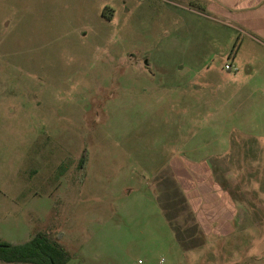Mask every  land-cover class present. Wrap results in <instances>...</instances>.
Here are the masks:
<instances>
[{
  "label": "rangeland",
  "instance_id": "374dc122",
  "mask_svg": "<svg viewBox=\"0 0 264 264\" xmlns=\"http://www.w3.org/2000/svg\"><path fill=\"white\" fill-rule=\"evenodd\" d=\"M145 4L0 0V241L60 236L67 264H264V72L167 44V4ZM207 169L233 233L188 213L180 184Z\"/></svg>",
  "mask_w": 264,
  "mask_h": 264
},
{
  "label": "crops",
  "instance_id": "0c3cea01",
  "mask_svg": "<svg viewBox=\"0 0 264 264\" xmlns=\"http://www.w3.org/2000/svg\"><path fill=\"white\" fill-rule=\"evenodd\" d=\"M138 1L147 6V0ZM148 1L167 4L164 19L171 28L164 41L167 44H203L207 48L205 51L214 50L212 47L219 45L220 49L215 50H227L228 62L236 70H250L257 64L259 70L264 72V0ZM146 10L150 11V8ZM240 54L247 56L245 64L238 61ZM207 170L201 183L191 189L184 188L179 182L186 202L193 212L198 229L205 237L209 234L218 235L226 226L233 233L239 216L237 204L214 179L213 170ZM203 249L199 248V251Z\"/></svg>",
  "mask_w": 264,
  "mask_h": 264
},
{
  "label": "trees",
  "instance_id": "16d2710c",
  "mask_svg": "<svg viewBox=\"0 0 264 264\" xmlns=\"http://www.w3.org/2000/svg\"><path fill=\"white\" fill-rule=\"evenodd\" d=\"M86 154H82L80 168H83ZM182 197V196H181ZM184 198V197H182ZM185 199V198H184ZM185 205L189 214L193 215L185 199ZM193 223L196 224L194 215ZM169 223L172 221L168 219ZM177 236V235H176ZM58 238L52 239L47 233H37L30 240L11 244L0 241V263L4 264H67L71 258L70 254L58 243ZM180 241L179 237L177 236ZM181 244H183L180 241ZM183 247V246H182Z\"/></svg>",
  "mask_w": 264,
  "mask_h": 264
},
{
  "label": "built area",
  "instance_id": "2783aa9c",
  "mask_svg": "<svg viewBox=\"0 0 264 264\" xmlns=\"http://www.w3.org/2000/svg\"><path fill=\"white\" fill-rule=\"evenodd\" d=\"M224 69L229 72H236V68L232 66L231 63H227L224 65Z\"/></svg>",
  "mask_w": 264,
  "mask_h": 264
}]
</instances>
